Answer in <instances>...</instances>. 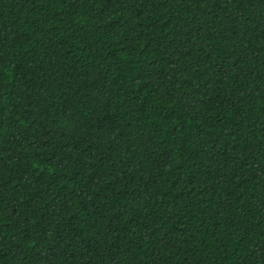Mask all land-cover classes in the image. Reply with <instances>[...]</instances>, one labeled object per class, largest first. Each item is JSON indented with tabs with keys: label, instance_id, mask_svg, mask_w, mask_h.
<instances>
[{
	"label": "trees",
	"instance_id": "obj_1",
	"mask_svg": "<svg viewBox=\"0 0 264 264\" xmlns=\"http://www.w3.org/2000/svg\"><path fill=\"white\" fill-rule=\"evenodd\" d=\"M0 264H264V0H0Z\"/></svg>",
	"mask_w": 264,
	"mask_h": 264
}]
</instances>
